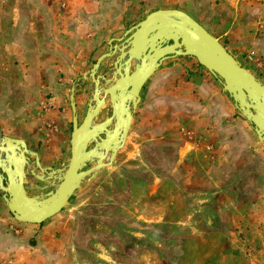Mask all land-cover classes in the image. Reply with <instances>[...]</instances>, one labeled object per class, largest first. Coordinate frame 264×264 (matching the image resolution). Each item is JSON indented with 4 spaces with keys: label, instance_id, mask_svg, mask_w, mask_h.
Wrapping results in <instances>:
<instances>
[{
    "label": "rangeland",
    "instance_id": "obj_1",
    "mask_svg": "<svg viewBox=\"0 0 264 264\" xmlns=\"http://www.w3.org/2000/svg\"><path fill=\"white\" fill-rule=\"evenodd\" d=\"M97 1L36 0L21 19L11 1L10 10L0 9V136L19 134L18 126L37 111L28 108L37 98H62L63 144L51 169L62 168L69 155L70 89L80 118L91 94L81 75L108 51L109 39L156 8L144 0ZM220 6L217 19L225 20L214 21H225L220 30L204 18L197 22L264 86V0H222ZM8 41L54 51L37 60L24 51L20 57ZM48 52L62 65L54 79L42 71ZM113 60H103L96 75L109 78ZM139 96L111 164L84 179L44 222L15 221L22 227L11 233L17 246L0 264H264V148L251 125L192 57L164 60ZM108 114L102 108L96 123ZM51 118L42 124L54 126ZM25 181L28 196L52 189L32 176Z\"/></svg>",
    "mask_w": 264,
    "mask_h": 264
},
{
    "label": "water",
    "instance_id": "obj_2",
    "mask_svg": "<svg viewBox=\"0 0 264 264\" xmlns=\"http://www.w3.org/2000/svg\"><path fill=\"white\" fill-rule=\"evenodd\" d=\"M107 44L108 51L96 57L87 73L81 76L82 80H90L93 88L80 123L76 118L74 88L70 89L69 155L62 168L41 167L37 154L28 150L22 140L0 136V193L14 221L44 222L61 211L84 179L93 178L111 164L126 138L142 86L167 59L194 58L219 83L264 148V86L240 66L218 38L185 12L150 11L121 37L109 39ZM112 56L109 78L96 75L100 63ZM106 103L110 107L109 116L94 124L100 105ZM87 164L91 166L82 170ZM28 175L52 189L42 195L28 196L25 191Z\"/></svg>",
    "mask_w": 264,
    "mask_h": 264
},
{
    "label": "crops",
    "instance_id": "obj_3",
    "mask_svg": "<svg viewBox=\"0 0 264 264\" xmlns=\"http://www.w3.org/2000/svg\"><path fill=\"white\" fill-rule=\"evenodd\" d=\"M10 1L12 4H16V6H14L13 8V11L14 14H18V19H21L19 15L21 14V12L24 11V9H26L25 5L30 4L31 6H36L35 3L36 0H0V9H2V7L3 8L5 7V10H10L8 3ZM89 1H91L93 5H95V3L98 4L97 0H89ZM144 1L156 5V8H154L152 11L157 9H178L188 14L196 22L198 21L197 20L198 18H204V20L210 23V27L214 28L215 30H220L221 28L217 24H222V26H224L225 24V21L224 23L223 22L220 23L219 21H217V23H214V21L216 20H221V19L225 20L224 17H220V19H217V15L221 14L220 16H222L223 8L220 6V4H222V0H148V1L144 0ZM239 1H241L244 4L246 0H239ZM84 17L85 15H83V18ZM200 25L209 34L214 35L213 32H210V30H208L205 24H200ZM0 28H1V24H0ZM7 44L8 45L6 46L9 47V51H11L12 53L15 52V54H17L20 57H22L21 55L23 51L24 54L29 52L31 56L33 54H36L37 55L36 60L39 59L38 57L39 54H41V52L44 53L45 51H51L52 49L54 51V47H47L48 45L46 44L42 45V43L40 44L35 43L33 47H28V48L16 47L15 41H11V42L8 41ZM61 57L63 56L61 55ZM55 60H56V56L51 52H48L47 55L44 56V58H42V62L46 64V67L43 68L42 71L45 72L44 75L46 74V72L49 73L47 76L48 78L50 77L54 79V77H56L57 68H62V65L55 64ZM13 61L15 64L16 60L14 59ZM23 67L24 66L21 65V68ZM81 81L84 80L81 79ZM56 89L58 88L56 87ZM58 92L60 93V91ZM61 100L62 98L58 96L57 99L56 98L43 99V97L37 98L35 100L34 105L32 106L33 103H31V106L28 107L29 109H31V107H35L37 111L33 113L34 115L32 116V118L30 120H27L25 124L22 123L18 126L19 134L18 135H14L13 133L5 134L6 137L22 140L25 143L26 148L28 150L33 151L37 154L39 164L41 167L44 168H52V166L50 165L54 162V160L57 159L55 152L63 144L62 142L63 138L61 137V134L65 129V122L63 121L62 118L67 114V110L65 109V107H63V102H61ZM47 101L50 106L48 108H45L46 106L45 102ZM49 117H55L54 119L52 118L49 119L50 122L55 123V125L53 126L51 124L52 127L50 126L49 128H47L42 123H45V119H48ZM70 120L71 117L69 119V127H70ZM21 121L23 120L21 119ZM31 131L34 132L35 134L34 138L30 136ZM67 143L69 150V135L67 138ZM52 152L54 154H52ZM29 159H30L29 163L32 166L31 157H29ZM28 169H30V167H28ZM28 176L30 177L31 175ZM28 176H26L25 179ZM25 191L27 194L26 185H25ZM14 224L17 223L8 213L4 205L2 195L0 193V256L1 255L3 256L5 252H9L10 250L13 251L14 246H17L15 245L16 244L15 242L16 241L18 242V239L15 238V236L12 235L11 233L20 234V232L17 231L16 228H22V227H17V225Z\"/></svg>",
    "mask_w": 264,
    "mask_h": 264
},
{
    "label": "flooded vegetation",
    "instance_id": "obj_4",
    "mask_svg": "<svg viewBox=\"0 0 264 264\" xmlns=\"http://www.w3.org/2000/svg\"><path fill=\"white\" fill-rule=\"evenodd\" d=\"M111 68H112V63H111ZM88 82H90V84H91V92H92V88H93V84L91 83V81L90 80H87ZM99 83H102V81L101 80H99ZM142 89V88H141ZM141 91V90H140ZM90 96H91V94H90ZM140 97V96H139ZM90 99V98H89ZM89 99H88V102H89ZM88 102H87V104H88ZM75 104V103H74ZM87 104H86V107H87ZM103 108H107L108 110H109V113H110V107H109V105L106 103L104 106H103ZM85 111H86V108H85ZM85 111H84V113H85ZM76 112V111H75ZM100 112V111H99ZM84 113H83V115H82V117H80V118H78V115H77V113H76V118H77V122L78 123H80V121H81V119L83 118V116H84ZM99 114V113H98ZM98 114H97V116H98ZM97 116H96V119H97ZM108 116H109V114H108ZM95 123H96V120H95ZM70 130H71V122H70Z\"/></svg>",
    "mask_w": 264,
    "mask_h": 264
},
{
    "label": "bare ground",
    "instance_id": "obj_5",
    "mask_svg": "<svg viewBox=\"0 0 264 264\" xmlns=\"http://www.w3.org/2000/svg\"><path fill=\"white\" fill-rule=\"evenodd\" d=\"M102 83H99V85H101ZM104 86V85H103ZM105 105V104H104ZM103 108V106L102 105H100V110ZM97 116V115H96ZM93 121V120H92ZM90 123H92V122H90ZM94 124H96L95 122H94ZM37 174V173H36Z\"/></svg>",
    "mask_w": 264,
    "mask_h": 264
},
{
    "label": "built area",
    "instance_id": "obj_6",
    "mask_svg": "<svg viewBox=\"0 0 264 264\" xmlns=\"http://www.w3.org/2000/svg\"><path fill=\"white\" fill-rule=\"evenodd\" d=\"M47 105L49 106V103H47ZM47 105H46V106H47Z\"/></svg>",
    "mask_w": 264,
    "mask_h": 264
}]
</instances>
